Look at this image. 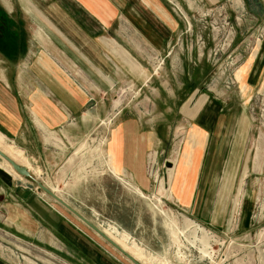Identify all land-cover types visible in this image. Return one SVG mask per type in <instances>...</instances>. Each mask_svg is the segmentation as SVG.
<instances>
[{"label":"rangeland","instance_id":"374dc122","mask_svg":"<svg viewBox=\"0 0 264 264\" xmlns=\"http://www.w3.org/2000/svg\"><path fill=\"white\" fill-rule=\"evenodd\" d=\"M186 1L164 0L171 18L170 44L159 55L138 58L143 72L134 76L128 68H120L115 83L106 75L104 93L89 91L87 109L93 119L87 125L48 134L50 147L38 151V156H26L3 135L0 147L11 145L21 151L24 159L12 157L28 168L35 181L141 264H264V0L210 5ZM48 3L0 0V8L11 7L24 26L32 22L26 8ZM115 38L123 44L121 36ZM57 59L58 68L66 72L60 63L67 66L75 77L78 69L87 67L82 61ZM221 116L227 117L222 144L234 141L236 129L240 145L230 163L228 149L207 154L204 168L210 162L212 180L207 178L208 188L199 189L195 198L205 205L199 207L194 200L191 207L180 206L172 198L173 190L177 193L184 164L191 157L195 160L198 152L192 149L190 154L186 144L178 159L179 145L190 132L187 138L195 137L200 147L202 134L190 131L189 125H209ZM129 117L151 119L153 124L157 153L147 155L144 174L150 186L142 197L115 172L116 177L111 174L107 164L110 132L115 123ZM0 163L17 176L1 159ZM22 180L23 188L47 198L34 181ZM49 204L70 216L54 201ZM213 207L218 216L213 224L198 220ZM72 222L81 232H91L90 238L104 248L107 264H131L79 220ZM34 250L21 247L19 256L33 264L48 259Z\"/></svg>","mask_w":264,"mask_h":264},{"label":"crops","instance_id":"0c3cea01","mask_svg":"<svg viewBox=\"0 0 264 264\" xmlns=\"http://www.w3.org/2000/svg\"><path fill=\"white\" fill-rule=\"evenodd\" d=\"M199 1L210 5L223 0ZM166 6L164 0H49L24 10L32 15V22L24 26L11 7L0 8V134L33 157L50 147L48 134L87 125L93 119L87 109L89 91L104 93L106 75L115 83V72L124 67L138 75L143 72L139 57L159 55L170 44L171 18ZM116 35L126 47L116 41ZM57 58L82 61L87 67L78 69L75 77L67 66L60 63L66 72L58 68ZM226 119L221 116L209 125H189L190 131L202 134V143L198 147L195 137L188 139L189 132L179 145L178 159L186 144L190 154L192 149L198 152L195 160L191 157L184 164L177 193L173 190L172 198L180 206L191 207L199 189L208 188L207 178L212 180L213 172L210 162L204 168L207 154L228 149L229 163L235 155L240 145L236 129L234 141L222 144ZM151 121L129 117L115 123L106 144L107 164L141 193L150 186L144 174L147 155L156 152ZM22 179L0 163V242H6L0 244V264H33L19 256L21 247L36 249L48 258L42 264H107L105 250L90 238L91 232H81L72 222L76 218L57 211L45 194L43 199L23 188ZM195 202L199 207L206 203ZM205 215H198V220L210 225L218 217L214 207ZM20 243L21 247L15 245Z\"/></svg>","mask_w":264,"mask_h":264},{"label":"water","instance_id":"95a60500","mask_svg":"<svg viewBox=\"0 0 264 264\" xmlns=\"http://www.w3.org/2000/svg\"><path fill=\"white\" fill-rule=\"evenodd\" d=\"M0 159L5 161L11 169L19 176L20 178L24 179H31L36 183V186L39 190H41L46 196L51 198L55 203L60 205L64 208L67 212L73 215L77 220L83 223L87 228L92 230L97 236H99L104 242L110 245L114 250H116L119 254H121L128 262L131 264H140L137 262L133 257L123 251L117 244H115L111 239H109L101 229L97 226L93 225L89 222L86 218H84L81 214H79L76 210H74L71 206H69L66 202H64L59 196H57L51 189L47 188L40 182H37L33 179L32 175L30 174L29 170L22 165H19L14 160H12L9 156H7L1 149H0Z\"/></svg>","mask_w":264,"mask_h":264},{"label":"bare ground","instance_id":"6f19581e","mask_svg":"<svg viewBox=\"0 0 264 264\" xmlns=\"http://www.w3.org/2000/svg\"><path fill=\"white\" fill-rule=\"evenodd\" d=\"M1 139H4L3 138V136L0 134V141L2 142V140ZM3 143V142H2ZM0 149L7 155V156H9L12 160H15L13 157L14 156H17L18 158H23L24 159V156H23V154L21 153V151H17V150H14V148L11 146V145H6V150L3 148H1L0 147ZM13 156V157H12ZM3 161V160H2ZM3 162H5V161H3ZM5 164L8 166V167H10L6 162H5ZM23 166V165H22ZM10 169H11V167H10ZM28 169V168H27ZM108 170H109V172L111 173V174H113L114 175V170H113V168L112 167H110V168H108ZM11 171H13L12 169H11ZM13 173H15L14 171H13ZM16 174V173H15ZM17 175V174H16ZM115 176V175H114ZM116 177V176H115ZM117 179H119V181H121V182H123L128 188H130L133 192H135L136 194H138L140 197H142V193L139 191V190H137L135 187H133L130 183H127L126 181H124V180H122V179H120L119 177H117ZM105 234V233H104ZM106 235V234H105ZM107 236V235H106ZM108 237V236H107ZM109 238V237H108ZM110 239V238H109ZM113 241V240H112ZM114 242V241H113ZM115 243V242H114ZM116 244V243H115ZM119 246V245H118ZM120 247V246H119ZM121 248V247H120ZM123 251H125L123 248H121ZM126 252V251H125ZM127 253V252H126ZM128 254V253H127ZM130 255V254H129ZM131 256V255H130ZM131 257H133V256H131ZM134 258V257H133ZM135 259V258H134ZM136 260V259H135ZM137 261V260H136ZM138 262V261H137ZM140 263V262H139ZM141 264V263H140Z\"/></svg>","mask_w":264,"mask_h":264}]
</instances>
